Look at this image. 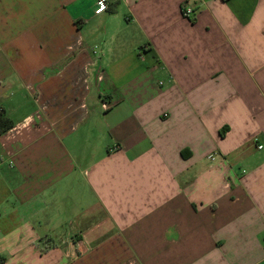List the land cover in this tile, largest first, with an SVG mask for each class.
Here are the masks:
<instances>
[{
	"label": "crops",
	"instance_id": "1",
	"mask_svg": "<svg viewBox=\"0 0 264 264\" xmlns=\"http://www.w3.org/2000/svg\"><path fill=\"white\" fill-rule=\"evenodd\" d=\"M95 6L0 0V264H264V0Z\"/></svg>",
	"mask_w": 264,
	"mask_h": 264
},
{
	"label": "built area",
	"instance_id": "2",
	"mask_svg": "<svg viewBox=\"0 0 264 264\" xmlns=\"http://www.w3.org/2000/svg\"><path fill=\"white\" fill-rule=\"evenodd\" d=\"M110 1L111 0H96V6L94 10L95 15H102L106 13L110 8ZM101 2L105 5V8L103 11H99L101 7ZM193 15H194L193 9L189 7L187 4H184L182 6V16L187 20H192Z\"/></svg>",
	"mask_w": 264,
	"mask_h": 264
},
{
	"label": "trees",
	"instance_id": "3",
	"mask_svg": "<svg viewBox=\"0 0 264 264\" xmlns=\"http://www.w3.org/2000/svg\"><path fill=\"white\" fill-rule=\"evenodd\" d=\"M14 126L13 121L6 115L4 111H0V136L7 133Z\"/></svg>",
	"mask_w": 264,
	"mask_h": 264
},
{
	"label": "clouds",
	"instance_id": "4",
	"mask_svg": "<svg viewBox=\"0 0 264 264\" xmlns=\"http://www.w3.org/2000/svg\"><path fill=\"white\" fill-rule=\"evenodd\" d=\"M104 8H105V5L101 2V7H100L99 11H103Z\"/></svg>",
	"mask_w": 264,
	"mask_h": 264
}]
</instances>
